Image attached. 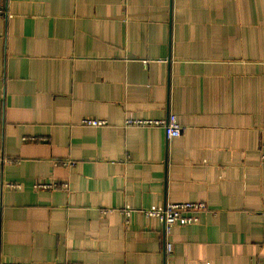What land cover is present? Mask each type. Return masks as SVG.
I'll return each instance as SVG.
<instances>
[{
  "label": "crops",
  "instance_id": "crops-1",
  "mask_svg": "<svg viewBox=\"0 0 264 264\" xmlns=\"http://www.w3.org/2000/svg\"><path fill=\"white\" fill-rule=\"evenodd\" d=\"M0 11V264H264V0Z\"/></svg>",
  "mask_w": 264,
  "mask_h": 264
},
{
  "label": "built area",
  "instance_id": "built-area-1",
  "mask_svg": "<svg viewBox=\"0 0 264 264\" xmlns=\"http://www.w3.org/2000/svg\"><path fill=\"white\" fill-rule=\"evenodd\" d=\"M2 11H0V15ZM83 125L87 127H103L107 123L105 121H98V120H90L85 119L83 120ZM129 126H143V125H161L165 128L166 137L168 141L179 137L182 133V128L178 124L175 116H170L167 121H160V122H143V121H128ZM58 185H38L37 188L40 189H54ZM8 187H10L8 185ZM64 187L67 185L64 184ZM10 188H19L18 186L14 185ZM205 206L203 204H192V203H183V204H167L162 208H151L144 211V214L147 217H154L161 220L164 225V233L165 236L168 237L171 233L172 228L176 224L181 225H189L196 222V218L193 214H198L200 211H203ZM128 215L131 210L127 209L125 211ZM166 253H172V246L167 244L166 246Z\"/></svg>",
  "mask_w": 264,
  "mask_h": 264
}]
</instances>
